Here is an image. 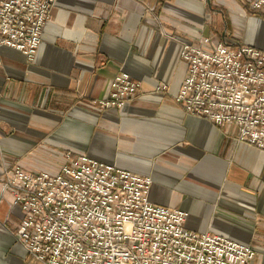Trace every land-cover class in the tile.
Masks as SVG:
<instances>
[{
	"label": "crops",
	"instance_id": "0c3cea01",
	"mask_svg": "<svg viewBox=\"0 0 264 264\" xmlns=\"http://www.w3.org/2000/svg\"><path fill=\"white\" fill-rule=\"evenodd\" d=\"M50 17L32 59L0 49V264H38L16 241L22 211L1 185L5 171L55 170L67 151L150 176L152 202L185 210L194 230L250 244V264H264V150L175 100L181 43L264 50V9L249 0H55ZM121 70L138 92L120 108L93 106Z\"/></svg>",
	"mask_w": 264,
	"mask_h": 264
},
{
	"label": "built area",
	"instance_id": "2783aa9c",
	"mask_svg": "<svg viewBox=\"0 0 264 264\" xmlns=\"http://www.w3.org/2000/svg\"><path fill=\"white\" fill-rule=\"evenodd\" d=\"M54 2L0 0V49L12 47L32 59ZM249 7L264 9V0H249ZM180 58L186 74L175 100L190 114L234 125L239 140L264 150V50L203 37L183 41ZM110 85L93 106L122 107L140 82L121 70ZM152 182L67 151L55 170L14 163L1 185L22 211L16 241L38 264H250V244L188 227L185 210L152 202Z\"/></svg>",
	"mask_w": 264,
	"mask_h": 264
}]
</instances>
